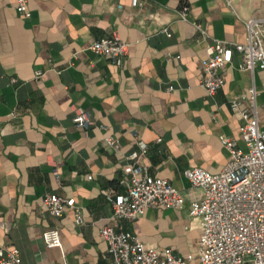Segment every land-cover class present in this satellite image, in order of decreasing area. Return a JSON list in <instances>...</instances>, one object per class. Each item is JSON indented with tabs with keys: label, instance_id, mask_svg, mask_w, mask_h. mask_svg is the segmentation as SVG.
Segmentation results:
<instances>
[{
	"label": "crops",
	"instance_id": "crops-1",
	"mask_svg": "<svg viewBox=\"0 0 264 264\" xmlns=\"http://www.w3.org/2000/svg\"><path fill=\"white\" fill-rule=\"evenodd\" d=\"M142 1L29 0L27 18L14 0H0V247L18 248L21 264H109L101 228L121 222L106 192L126 193L127 165L169 179L186 204L149 207L124 228L148 246L192 254L189 264H200L201 227L190 202L204 193L184 171L220 172L230 157L223 135L245 148L231 102L249 104L253 84L264 128L263 69H242L235 52L225 85L214 95L201 86L209 47L215 40L246 43V21L264 16V0ZM183 5L188 21L178 16ZM114 35L129 43L121 65L90 48ZM78 110L91 115L88 129L74 124ZM48 192L74 198L84 222L76 223L70 207L52 216ZM52 228L60 230L62 250L43 239Z\"/></svg>",
	"mask_w": 264,
	"mask_h": 264
},
{
	"label": "built area",
	"instance_id": "built-area-1",
	"mask_svg": "<svg viewBox=\"0 0 264 264\" xmlns=\"http://www.w3.org/2000/svg\"><path fill=\"white\" fill-rule=\"evenodd\" d=\"M16 10L30 17L29 0H14ZM133 6L142 0H131ZM189 6L178 10L179 19L188 21ZM195 27L207 36L200 23ZM246 43L215 40L209 47L208 56L202 61L201 86L209 95H214L225 85V66L235 52L242 57L241 68L252 73L257 68L264 70V16L246 21ZM90 48L97 54L108 56L113 63L121 65L129 50V43L119 36L102 37L91 42ZM37 76H41L39 71ZM16 80L13 79V82ZM174 87L171 85L169 89ZM256 86L249 89V104L235 99L231 102L233 112L242 120L241 139L245 148L231 136H221L222 144L230 157L223 169L212 173L201 167L184 171L192 186L203 190V196L190 202L191 216L200 221V264H264V128L260 125L257 109ZM77 127L88 129L93 124L91 115L78 110L73 116ZM108 144L119 150L118 139L110 137ZM147 146L142 144V153ZM134 154L131 157H136ZM130 173L125 194L112 197L113 218L121 223L118 228L105 225L101 235L108 244L109 264H189L192 254L176 255L172 249H158L146 245L137 235L124 228V223L134 221L149 207L178 209L186 204L183 193L169 179L148 174L143 166L127 165ZM47 210L52 216L63 215L66 208L75 209L77 224L84 222L81 210L74 198L48 192L44 197ZM48 247L63 249L60 230L43 232ZM20 250L16 247H0V264H21ZM67 264V263H66Z\"/></svg>",
	"mask_w": 264,
	"mask_h": 264
}]
</instances>
